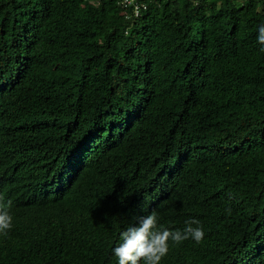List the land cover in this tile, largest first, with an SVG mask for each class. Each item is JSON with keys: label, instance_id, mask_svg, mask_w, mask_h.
Listing matches in <instances>:
<instances>
[{"label": "trees", "instance_id": "1", "mask_svg": "<svg viewBox=\"0 0 264 264\" xmlns=\"http://www.w3.org/2000/svg\"><path fill=\"white\" fill-rule=\"evenodd\" d=\"M138 1L0 0V264H119L153 211L205 231L160 264H264V0Z\"/></svg>", "mask_w": 264, "mask_h": 264}, {"label": "clouds", "instance_id": "2", "mask_svg": "<svg viewBox=\"0 0 264 264\" xmlns=\"http://www.w3.org/2000/svg\"><path fill=\"white\" fill-rule=\"evenodd\" d=\"M257 42L264 46V25L259 27ZM264 51V47H261ZM12 201L5 202L4 194L0 193V232L7 234L12 228V215L10 209ZM231 213V208L226 209ZM205 237L202 223L197 218L185 221V227L170 229L160 223V217L155 211L141 217L138 226L130 225L120 233V243L114 248V255L118 257L119 264H160V261L169 251V241L181 243L192 239L197 243Z\"/></svg>", "mask_w": 264, "mask_h": 264}, {"label": "built area", "instance_id": "3", "mask_svg": "<svg viewBox=\"0 0 264 264\" xmlns=\"http://www.w3.org/2000/svg\"><path fill=\"white\" fill-rule=\"evenodd\" d=\"M122 6H127V5H133V15L138 16L140 13L141 8L144 7L142 3H140L138 0H121Z\"/></svg>", "mask_w": 264, "mask_h": 264}]
</instances>
